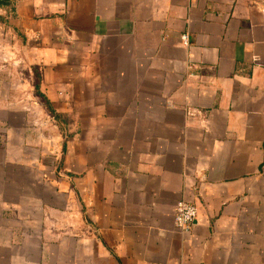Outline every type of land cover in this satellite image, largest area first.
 <instances>
[{
	"label": "crops",
	"instance_id": "obj_1",
	"mask_svg": "<svg viewBox=\"0 0 264 264\" xmlns=\"http://www.w3.org/2000/svg\"><path fill=\"white\" fill-rule=\"evenodd\" d=\"M5 29L35 67L0 41V264H264V0H0Z\"/></svg>",
	"mask_w": 264,
	"mask_h": 264
},
{
	"label": "rangeland",
	"instance_id": "obj_2",
	"mask_svg": "<svg viewBox=\"0 0 264 264\" xmlns=\"http://www.w3.org/2000/svg\"><path fill=\"white\" fill-rule=\"evenodd\" d=\"M0 41H2L1 45L4 50V66L11 67L12 62H15L14 66L20 71V79L22 82L28 84L29 79H31L29 78V75L32 73L31 69H34L35 65L28 49L29 44L27 40L22 38V36L16 37L12 35L11 31L5 29ZM9 72L11 74V71Z\"/></svg>",
	"mask_w": 264,
	"mask_h": 264
},
{
	"label": "built area",
	"instance_id": "obj_3",
	"mask_svg": "<svg viewBox=\"0 0 264 264\" xmlns=\"http://www.w3.org/2000/svg\"><path fill=\"white\" fill-rule=\"evenodd\" d=\"M181 41L184 45L189 44V32L184 31L181 34ZM198 206L192 200L182 198L177 202L175 211V224L182 232L191 230L196 221Z\"/></svg>",
	"mask_w": 264,
	"mask_h": 264
},
{
	"label": "trees",
	"instance_id": "obj_4",
	"mask_svg": "<svg viewBox=\"0 0 264 264\" xmlns=\"http://www.w3.org/2000/svg\"><path fill=\"white\" fill-rule=\"evenodd\" d=\"M37 91L38 93L42 94L45 97L46 102L48 103L49 107L51 108V110L53 111V113L58 116V112L53 108V106L51 105L50 100L45 96V94H43L40 90V80L37 81Z\"/></svg>",
	"mask_w": 264,
	"mask_h": 264
}]
</instances>
